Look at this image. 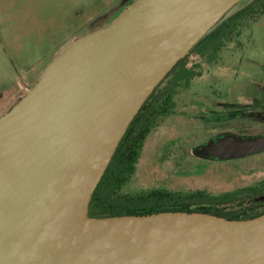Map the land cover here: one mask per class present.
<instances>
[{
    "label": "water",
    "instance_id": "obj_1",
    "mask_svg": "<svg viewBox=\"0 0 264 264\" xmlns=\"http://www.w3.org/2000/svg\"><path fill=\"white\" fill-rule=\"evenodd\" d=\"M239 0H134L63 45L0 114V264H264V213L88 215L138 110ZM206 156L264 151V133L226 134Z\"/></svg>",
    "mask_w": 264,
    "mask_h": 264
},
{
    "label": "rangeland",
    "instance_id": "obj_2",
    "mask_svg": "<svg viewBox=\"0 0 264 264\" xmlns=\"http://www.w3.org/2000/svg\"><path fill=\"white\" fill-rule=\"evenodd\" d=\"M133 1L0 0V114L63 45L107 24ZM249 1L239 0L231 10ZM174 100L172 113L147 136L125 192L220 194L263 182L264 151L218 160L195 153V147L221 134L264 132V13L246 23L218 64L204 65Z\"/></svg>",
    "mask_w": 264,
    "mask_h": 264
},
{
    "label": "trees",
    "instance_id": "obj_3",
    "mask_svg": "<svg viewBox=\"0 0 264 264\" xmlns=\"http://www.w3.org/2000/svg\"><path fill=\"white\" fill-rule=\"evenodd\" d=\"M262 13L264 0H250L239 9L228 10L167 72L122 136L92 194L88 206L90 217L198 211L227 219H247L264 213V181L220 194H209L202 190L184 192L149 189L131 193L124 191V186L135 171L147 136L161 118L172 113L176 93L180 89L188 88L194 78L201 76L204 65L218 64L223 48L239 35L240 29L246 23L254 21ZM37 77L31 76L32 85ZM254 200L258 201V204H255Z\"/></svg>",
    "mask_w": 264,
    "mask_h": 264
},
{
    "label": "flooded vegetation",
    "instance_id": "obj_4",
    "mask_svg": "<svg viewBox=\"0 0 264 264\" xmlns=\"http://www.w3.org/2000/svg\"><path fill=\"white\" fill-rule=\"evenodd\" d=\"M229 134H234V135H238V136H245V135H239V134H235V133H229ZM223 135H226V134L218 135L215 138L223 136ZM212 139H214V138H212ZM208 141H210V140H208ZM197 148H198V150H197ZM195 153H198V154H200L206 158H212V157L206 156L205 151H204V145L202 143L200 144V147H195Z\"/></svg>",
    "mask_w": 264,
    "mask_h": 264
}]
</instances>
